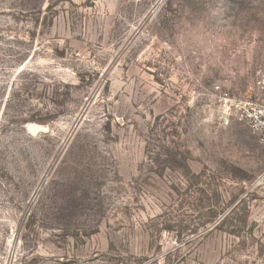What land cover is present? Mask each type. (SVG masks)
<instances>
[{"label": "rangeland", "instance_id": "1", "mask_svg": "<svg viewBox=\"0 0 264 264\" xmlns=\"http://www.w3.org/2000/svg\"><path fill=\"white\" fill-rule=\"evenodd\" d=\"M260 79L264 0H0V264H264Z\"/></svg>", "mask_w": 264, "mask_h": 264}, {"label": "built area", "instance_id": "2", "mask_svg": "<svg viewBox=\"0 0 264 264\" xmlns=\"http://www.w3.org/2000/svg\"><path fill=\"white\" fill-rule=\"evenodd\" d=\"M214 89L219 94L218 108L225 123L228 124L231 119L243 123L264 147V79L257 80L251 91L244 95L231 96L219 86H215ZM251 188L260 197L264 217V171L255 178Z\"/></svg>", "mask_w": 264, "mask_h": 264}, {"label": "trees", "instance_id": "3", "mask_svg": "<svg viewBox=\"0 0 264 264\" xmlns=\"http://www.w3.org/2000/svg\"><path fill=\"white\" fill-rule=\"evenodd\" d=\"M178 156H180V155H178ZM176 157H177V155H173L171 160H173V162L177 163L178 165L188 169V166L185 162V157L182 156V158L180 160H177ZM215 228H217V227H215Z\"/></svg>", "mask_w": 264, "mask_h": 264}, {"label": "bare ground", "instance_id": "4", "mask_svg": "<svg viewBox=\"0 0 264 264\" xmlns=\"http://www.w3.org/2000/svg\"><path fill=\"white\" fill-rule=\"evenodd\" d=\"M41 129H42L41 126L34 125V124H29L27 126V132L29 134H33V133L35 134L36 131L41 130Z\"/></svg>", "mask_w": 264, "mask_h": 264}]
</instances>
